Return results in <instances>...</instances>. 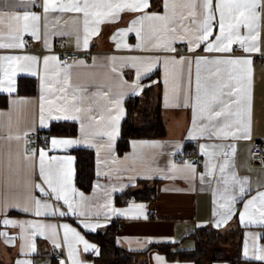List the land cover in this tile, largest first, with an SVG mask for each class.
I'll list each match as a JSON object with an SVG mask.
<instances>
[{
    "label": "crops",
    "instance_id": "obj_1",
    "mask_svg": "<svg viewBox=\"0 0 264 264\" xmlns=\"http://www.w3.org/2000/svg\"><path fill=\"white\" fill-rule=\"evenodd\" d=\"M40 5L42 0H35ZM161 0H151V12L161 11ZM24 11H33L41 14L37 39L30 34L23 37L33 39L34 44L30 50L23 48H2L0 56H33L36 58L34 65L37 75L16 71L11 79L15 81L12 87L14 92L9 93V75L11 69L7 61L4 63L5 71H0V79L4 81L0 90V233H6V237H0V264H17L18 261L27 264H73L78 260L80 264H95L89 256L97 255L98 245L88 238L85 233L95 232L108 225L111 221H117L120 229L116 235L117 244L129 251L139 253L138 261L146 264H157L156 256L164 260V264H194L190 260L168 259L164 252L156 245H171L172 251L191 250L195 247L193 233L199 228H214L226 235L220 240L219 245L227 251V257H239L243 261L233 264H249V261H257L253 258L255 247H264V225L259 223V213L250 210L245 222L240 220V212L244 210V202L260 191H264V162H253L249 149L253 140L264 141V61L256 62V55L264 54V13L260 21V52L241 53L236 52L239 44L232 45V51L227 53L206 52V44H201L194 52L188 50L187 41L174 43L175 52L142 51L135 48L139 43L135 32H127L124 36L117 35L118 30H127L130 22L140 13L121 12L117 20L104 22L96 26L97 33L88 37V47L84 46V33L82 20L73 23V18L81 16L77 13H49L47 29L40 7H31L20 3V0H0V37L2 42H9L8 38L14 34L17 27L16 21L11 17L14 14L22 15ZM218 15V14H217ZM61 20L57 23V18ZM68 23L65 24L64 21ZM243 31V30H242ZM63 33V34H58ZM214 33L219 34L218 25L214 27ZM115 36V40L113 37ZM63 37V49L84 50L93 49L90 60L81 56L67 65L68 91L60 92L64 87V71L66 66L61 62L58 53L53 51L57 38ZM214 40V36L210 37ZM47 41V43H46ZM117 42L121 47L117 48ZM128 47H124V45ZM195 47V45H192ZM55 56L57 61L49 60L47 71L44 67V58ZM250 56L252 58V115L250 124V139L215 137L209 139L207 135L201 137L198 126L194 127L192 97L196 84V64L198 57L212 59H229ZM185 58L186 63L169 65L170 72H174V78L170 77L165 83V59ZM159 59V63L147 75H141L138 83L139 94H135L129 87L136 81V69L121 67L127 61ZM187 61H191L188 64ZM15 67V64L12 65ZM143 70L144 65H140ZM225 66H221L224 68ZM113 68L116 71H113ZM152 79L146 80L147 77ZM205 66H201V80L207 76ZM41 76H46L45 111L49 107V101L56 104L77 103L84 109L91 107L93 111H82L78 120H51L46 119V127L40 124L41 103ZM21 84V85H20ZM146 86H152L153 103L160 104V113L164 121L166 134L156 138H132L128 148L122 152L117 151V142L120 137V128L126 117V99L131 96H140ZM22 88L23 92H19ZM34 88V91H33ZM104 93H108L111 99L122 97L121 107L123 115L118 124V135L113 146H108V137L96 136L93 140L94 147H86L83 144L70 148H53V139H91L95 133H103L110 130L106 119L99 124L90 120L89 115L99 119L107 116L105 106L112 105L105 99ZM77 100H73V96ZM180 106H172L177 105ZM187 104L188 106H183ZM54 121H66L76 124L75 135H46V130ZM81 123L85 125V133L81 134ZM40 130L47 136V144L35 150L31 144L30 133ZM192 132V136L189 132ZM27 133L25 136L24 134ZM19 137V139H17ZM136 148H133V144ZM153 144L160 145L152 147ZM201 145L234 146L231 148H205L207 155L201 154ZM82 147L91 149L95 154V179L89 191L79 189L75 184V155L73 149ZM44 149L47 158L56 157L58 160L66 157L72 158L71 183L67 190L68 198L73 201L77 212L84 215L66 216L34 214V204L31 197L41 199L42 203L51 205L50 209H41L42 212H52L56 209L68 211L63 201H56L52 196H42L34 190L35 184H42L46 191H50L39 175L38 153ZM27 150L28 158L25 159ZM35 150V155H33ZM228 151V156L218 155ZM201 162H197V158ZM227 159L230 167L226 169V175L233 172L240 179L247 180V191L243 197H237L234 212L231 218L224 222L222 213L225 209L220 204L222 199L223 181L219 171L220 165ZM192 164L193 173L185 168V164ZM207 165V166H206ZM67 167V166H65ZM153 192L146 199H135L130 196V191L151 190ZM72 189H75L73 192ZM82 194L84 200L81 202ZM123 194L122 199L118 195ZM18 205L19 207H5V205ZM132 205H143V215L137 217L135 211L127 216L115 215L111 209L126 210ZM28 207L29 212L20 211L19 208ZM214 212L216 213L214 215ZM146 217V218H145ZM249 219L256 220V224H250ZM4 220L16 222V226L4 225ZM23 222V229L19 226ZM220 226H216L217 223ZM83 223H99L102 225L95 231L82 226ZM67 224L74 228L83 240L94 246L88 252L84 251L82 243L77 242L69 234L68 242L64 240V230L61 225ZM39 225H45L41 230ZM49 225L53 227H48ZM36 235H33V233ZM23 237V239H21ZM259 237V239H257ZM7 238H12L6 243ZM248 245V256L245 257V244ZM34 244V250L32 245ZM60 244L63 247L65 259L56 261L50 254V245ZM23 245V251H21ZM73 256L69 257V250ZM89 255V256H88ZM264 262V261H257ZM210 264H231L230 261L215 260Z\"/></svg>",
    "mask_w": 264,
    "mask_h": 264
},
{
    "label": "snow or ice",
    "instance_id": "obj_2",
    "mask_svg": "<svg viewBox=\"0 0 264 264\" xmlns=\"http://www.w3.org/2000/svg\"><path fill=\"white\" fill-rule=\"evenodd\" d=\"M20 3L29 5L31 7H40L42 9L43 18L45 21V28L47 29V21L49 13H77L82 14L73 18V23L82 20L84 33V46L88 47V37L92 33L98 34V26L104 22H113L118 19L121 12L140 13L134 20L130 22V27L127 30H118L117 35L124 36L127 32H135L139 41L135 45L136 49L142 51H165L175 52L174 43L187 41L189 44L188 50L194 52L201 44H206V52H231L233 44H239L245 53L260 52V21L262 13H264V0H161V11L151 12V0H42L40 5H37L35 0H20ZM218 14V15H217ZM12 20L18 22L14 34L10 35L9 42L5 43L3 37H0V49L2 48H23L24 34H30L33 37L39 38V22L41 14L33 11H24L22 15L14 14ZM61 20L57 18V23ZM68 23L67 20L64 21ZM218 25L219 34L214 33V27ZM243 30V31H242ZM63 34V33H58ZM214 36V40L210 37ZM115 40V36L113 37ZM47 43V41H46ZM195 45L193 47L192 45ZM117 48L121 45L117 42ZM128 47V45H124ZM49 60L57 61L55 56L44 58V67L47 71ZM9 63L11 69L9 75V85L7 91L14 92L15 88L12 85L15 83L11 79L16 71L27 72L30 75H37L34 68L36 58L33 56H0V71L4 69V63ZM159 63L156 60H134L131 63L125 61L121 67H132L136 69V81L129 87L135 94H139L138 83L141 75H147ZM165 66V83H168L170 77L174 78V72H170L168 66L176 64H185V58L181 57L179 60L175 58L165 59L163 61ZM191 64V61H187ZM15 64V67L12 65ZM196 64V84L195 92L192 97L193 103V126H198V133L201 137L207 135L209 139L221 137L227 139L244 138L250 139V124L252 115V58L250 56L229 58V59H212L198 57L195 60ZM140 65H144L143 70ZM205 66L207 76L204 81L201 80V66ZM59 66V65H58ZM221 66H225L221 68ZM71 65H66L63 68L64 87L60 88V92L66 93L68 91V75L67 70ZM113 71H116L113 68ZM41 103H40V124L47 126L46 119L51 120H78L79 114L82 111L91 113L93 109L89 107L84 109L78 106L77 103L56 104L49 101L47 113L45 111V96L43 93L47 90L52 92L51 87L46 88V76H41ZM4 81L0 79V90L3 89ZM104 97L112 105V107L105 106L104 111L107 116H100L99 119L89 115L90 120H95V123L106 119L107 126L110 130L103 133H95L91 139L77 140V139H53L51 141L53 148H70L76 145L83 144L86 147H94L93 140L96 136H107L108 146L111 148L114 144L115 138L118 135V124L123 109L121 107L122 97L111 99L108 93H104ZM73 100H77L74 95ZM172 106H180L172 105ZM183 106H188L184 104ZM85 133V125L81 123V134ZM25 136L27 133L24 134ZM189 135L192 136L190 130ZM19 139V137H17ZM158 144H153L152 147H159ZM231 148L235 152L234 146L224 145H201V154L207 155L205 148ZM136 148V144H133ZM35 155V150H33ZM222 156H228V151L216 153ZM47 153L44 149H40L38 153L39 160V175L43 185H47L50 191H46L42 184H35L34 190L41 193L42 196H52L56 201H63L67 206L68 211H60L56 209L52 212H42L41 209H50L51 205L42 203L41 199L31 197L34 204V214L40 215H60L66 216L68 214L82 216L83 212H77L76 208L67 196V190L71 183V164L72 158L66 157L58 160L56 157L47 158ZM28 158L27 150L25 159ZM67 166V167H65ZM207 166V165H206ZM230 167V161L225 159L219 167L221 173V180L223 181V195L225 203L220 204V207L225 209L222 215L225 217L224 222L231 218L234 212L237 197H243L247 191V180L240 179L233 172L230 176L226 175V169ZM185 168L190 169L193 173L195 168L192 164H185ZM74 192L75 189H72ZM81 202L84 200L82 194ZM5 207H19L18 205H5ZM20 211L29 212L28 207L19 208ZM250 210L259 213V223L264 225V191H260L256 196L251 197L244 202V210L240 212V220L245 222L246 216L249 215ZM115 215L127 216L129 213L135 211L137 217L143 215V205H132L126 210L111 209ZM216 213L214 212V215ZM146 218V217H145ZM250 224H256V220L249 219ZM6 226H16V222L4 220ZM22 229L23 222L19 225ZM82 226L91 231H95L101 227L99 223H83ZM216 226H220L218 222ZM42 230L45 225H39ZM48 227H53L49 225ZM64 230L65 243L68 242L69 234L79 243L84 246V251L88 252L94 246L83 240V237L69 225H61ZM6 233H0V237H6ZM33 235H36L34 232ZM12 238H7L6 243ZM23 239V237H21ZM259 239V237H257ZM59 247L60 245H56ZM34 250V244L32 245ZM23 251V245H21ZM245 257L248 256V245L245 244ZM73 256V252L69 250V257ZM253 258L257 261H264V247H255V254ZM157 264H164V260L160 256L155 257ZM17 264H27V262L18 261ZM73 264H80L78 260H73Z\"/></svg>",
    "mask_w": 264,
    "mask_h": 264
},
{
    "label": "trees",
    "instance_id": "obj_3",
    "mask_svg": "<svg viewBox=\"0 0 264 264\" xmlns=\"http://www.w3.org/2000/svg\"><path fill=\"white\" fill-rule=\"evenodd\" d=\"M155 73L147 77L153 78ZM21 85V84H20ZM34 91V88H33ZM19 92H23L20 88ZM152 86H146L140 96H131L126 99V117L120 128V137L117 142L118 153L124 152L132 138H156L164 137L166 129L160 113V104L153 103ZM138 117V119H136ZM76 124L66 121H54L46 130V135H75ZM75 155V184L83 190L89 191L95 179V154L91 149L78 147L73 149ZM153 192L151 190L130 191V196L135 199H146ZM123 194L118 195L122 199ZM120 229L117 221H111L105 227L95 232L85 233L88 238L98 245V253L89 256L95 264H146L138 261L139 253L129 251L117 244L116 235ZM195 247L191 250L172 251L171 245H156L165 253L168 259L190 260L194 264H210L215 260H228L233 262L243 261L239 257H227V251L220 246V240L226 235L214 228H199L193 233ZM249 264H264V262L249 261Z\"/></svg>",
    "mask_w": 264,
    "mask_h": 264
},
{
    "label": "built area",
    "instance_id": "obj_4",
    "mask_svg": "<svg viewBox=\"0 0 264 264\" xmlns=\"http://www.w3.org/2000/svg\"><path fill=\"white\" fill-rule=\"evenodd\" d=\"M23 43L26 50H30L34 44L33 39L29 37H23ZM64 43L63 37H58L53 51L59 54L61 62L65 65L71 63L74 60H77L81 56H84L86 59L90 60L92 58V53L95 52L93 49H84V50H67L62 48ZM243 50L241 47H236V52L241 53ZM264 61V54L260 53L256 55V62L261 63ZM32 147L37 150L42 146L47 144V136L42 133L40 130H35L30 133ZM249 154L253 162H264V141L262 140H253L250 145ZM197 162H201V158H197ZM57 244L50 245V254L56 261H62L65 259V254L62 245L59 247Z\"/></svg>",
    "mask_w": 264,
    "mask_h": 264
},
{
    "label": "rangeland",
    "instance_id": "obj_5",
    "mask_svg": "<svg viewBox=\"0 0 264 264\" xmlns=\"http://www.w3.org/2000/svg\"><path fill=\"white\" fill-rule=\"evenodd\" d=\"M136 119H138V117Z\"/></svg>",
    "mask_w": 264,
    "mask_h": 264
}]
</instances>
